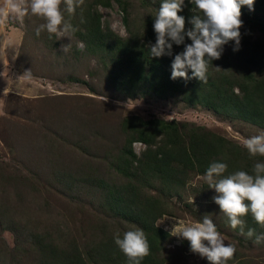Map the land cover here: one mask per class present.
Returning a JSON list of instances; mask_svg holds the SVG:
<instances>
[{"label": "rangeland", "instance_id": "rangeland-1", "mask_svg": "<svg viewBox=\"0 0 264 264\" xmlns=\"http://www.w3.org/2000/svg\"><path fill=\"white\" fill-rule=\"evenodd\" d=\"M159 1L85 0L71 18L79 30L68 53L61 51V44L69 43L67 37L56 40L46 30L35 34L44 22L36 16H26L22 23L14 18L0 23V264H13L9 254L20 256L18 264H38V253L29 245L30 233L47 234L61 248H69L72 241L86 258L89 243L103 241V226L120 231L128 228L126 222L109 218L108 208L101 205L105 184L123 180L107 163L124 142L126 134L119 129L125 118L132 124L135 119L187 123L188 128L202 127L241 147L247 138L264 133V129L236 116L221 115L200 104H185L176 94L160 98L118 95L106 80L101 61L92 52L79 50L80 30L87 15L96 18L102 30L107 28L121 38L133 36L148 45L150 40L145 42V36L153 37V31L147 30ZM3 6L4 0H0ZM194 8H189L190 12ZM241 12L243 44L264 51L263 26L247 22ZM241 44L239 50L244 48ZM223 48L211 74L221 73L243 83L250 66L239 63L238 55H245L230 45ZM179 132L184 136L183 129ZM130 147L138 156L145 145L136 140ZM61 176L73 183H61ZM202 176L193 169L182 185L160 189L155 180L143 189L158 196L168 210L155 221L169 234L163 244V255H168L165 264H209L190 251L186 239L171 235L177 221L178 226L189 225L202 222L204 216L213 220L225 243L236 246L228 264H264V243L258 245L255 235L248 238L239 228L230 227L213 200L215 190L207 187ZM9 218L14 222V233L5 227ZM243 219L245 233L251 228L257 235L264 234V227L253 224L248 215ZM18 243L23 253L15 251Z\"/></svg>", "mask_w": 264, "mask_h": 264}, {"label": "trees", "instance_id": "trees-1", "mask_svg": "<svg viewBox=\"0 0 264 264\" xmlns=\"http://www.w3.org/2000/svg\"><path fill=\"white\" fill-rule=\"evenodd\" d=\"M159 3L161 4V0ZM194 7L186 3L184 10L178 13L185 18L186 29L192 27L189 20L193 13L189 8ZM241 11L245 13L247 22L260 24L264 31V0H254V10H249L245 5L241 6ZM84 21L79 37L85 45L84 50L92 52L101 61L106 72L105 78L119 92L118 95H152L160 98L176 94L185 104H200L218 114L236 116L264 129V51H258L259 46L251 45L249 48L241 40L247 53L244 48L236 51L245 55H238V62L250 66L245 72L246 80L243 83L237 84L221 73L213 76L211 72L214 71V60L209 66L207 83H201L195 78L187 81L183 78L173 80L170 78L171 62L176 53L183 51L184 45L173 44V56L151 57L149 47L156 40L153 24L148 25L147 31H153V37L149 34L145 36V42L150 40L146 45L136 37L121 38L107 28L100 29L98 20L91 15L85 16ZM185 43L191 41L186 37ZM226 45L233 46V43ZM188 74L191 75V70ZM234 86L237 89L235 92ZM187 126V123L158 119H135L132 124L126 118L123 119L119 131L126 134L124 142L111 157L113 160H108L107 163L123 180L109 184H105L103 180L105 193L101 205L108 208L109 218L126 222L128 228L120 231L119 228L103 226V241L92 240L89 243L91 248L85 252L86 258L72 241L69 242V248H61L47 234L30 233L29 245L38 253L37 263L86 264L88 261L90 264H129L128 258L114 242V233L119 231L122 237L126 231L141 228L150 245V255L141 264H165L168 255H163L166 254L163 244L169 234L158 227L155 221L168 214V210L165 202L158 199V196L145 193L143 189L150 188L151 182L155 180L161 184L160 189L182 185L190 171L195 169L198 174H204L212 162L226 163L228 169L225 175L241 170L253 174L255 163L264 162V157H250L245 147L214 132L202 127ZM182 129L184 136L179 132ZM136 140L145 145L138 156L130 147ZM64 180L69 186L73 183L61 176V183ZM248 219L253 224H258L251 213L248 214ZM2 221L0 217V223ZM14 226V222L10 220L5 227L14 233ZM19 244L14 247L15 251L18 250L17 254L24 252ZM90 252H96L97 256H92ZM9 256L13 264L20 262V256Z\"/></svg>", "mask_w": 264, "mask_h": 264}, {"label": "clouds", "instance_id": "clouds-1", "mask_svg": "<svg viewBox=\"0 0 264 264\" xmlns=\"http://www.w3.org/2000/svg\"><path fill=\"white\" fill-rule=\"evenodd\" d=\"M84 3L85 0H4V6L0 7V23L10 18L22 23L26 16H36L44 22L36 27L35 34L39 36L46 30L50 37L55 35L56 40L67 37L69 43L61 44V51L68 53L79 30L71 18ZM189 3L195 8L191 9L193 14L189 20L192 27L186 29L185 18L178 15L186 7L185 0H161L154 17L156 40L149 47L150 55L157 58L173 56V44H183V51L172 59L170 78L186 81L195 78L207 83L209 66L213 60L221 58L223 46L232 42L233 51L239 50L243 26L241 6L254 10V0H189ZM186 37L191 43H185ZM84 47L78 42L79 50L83 51ZM244 147L250 157H264V133L247 138ZM227 169L224 162H212L201 179L208 188L215 190L213 200L227 216L230 227L239 228L240 234L248 238L255 235L254 242L258 245L264 243V234L257 235L251 228L245 233L243 219L251 213L254 220L264 227V162L255 163L253 174L241 170L225 175ZM178 225L177 221L171 235L186 239L190 251L206 258L209 264H228L233 259L236 246L225 243L224 236L209 216H204L202 222ZM114 242L128 258L129 264H141L150 255V245L141 228L126 231L122 237L117 231Z\"/></svg>", "mask_w": 264, "mask_h": 264}]
</instances>
